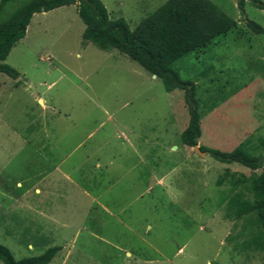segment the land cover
I'll return each mask as SVG.
<instances>
[{
    "label": "rangeland",
    "instance_id": "1",
    "mask_svg": "<svg viewBox=\"0 0 264 264\" xmlns=\"http://www.w3.org/2000/svg\"><path fill=\"white\" fill-rule=\"evenodd\" d=\"M102 1L134 30L167 0ZM212 1L237 28L174 64L197 86L196 146L244 143L264 160V31L247 25L264 28V10ZM85 27L78 3L35 13L4 61L19 76L0 73V243L18 260L60 247L48 264H261L227 208L232 175L261 169L184 144V91L85 42Z\"/></svg>",
    "mask_w": 264,
    "mask_h": 264
},
{
    "label": "trees",
    "instance_id": "2",
    "mask_svg": "<svg viewBox=\"0 0 264 264\" xmlns=\"http://www.w3.org/2000/svg\"><path fill=\"white\" fill-rule=\"evenodd\" d=\"M264 10V1L252 0ZM78 3V13L86 27L85 42H92L103 50L117 49L138 62L150 73L160 78L168 92L184 91L190 118L181 133L182 142L195 147L202 136V119L197 86L192 80H185L174 68V64L192 52H200L216 38L228 34L238 22L217 6L212 0H167L157 10L141 20L131 30L125 18H111L102 0H0V73L17 79L19 71L4 63L13 47L26 36L28 26L35 13L48 12L56 8ZM245 10L246 0H238ZM247 25L256 32L264 28L253 20ZM264 144V140H261ZM200 149L212 154L225 163H240L253 170L261 169L252 176L232 175V196L228 202L229 216L243 220L242 232H249L246 247H254L264 253V160L251 153L241 143L230 152L219 149ZM252 193L247 198L239 185ZM60 247L49 248L37 255L16 259L13 252L0 243V259L4 264H48ZM261 264H264V257Z\"/></svg>",
    "mask_w": 264,
    "mask_h": 264
},
{
    "label": "crops",
    "instance_id": "3",
    "mask_svg": "<svg viewBox=\"0 0 264 264\" xmlns=\"http://www.w3.org/2000/svg\"><path fill=\"white\" fill-rule=\"evenodd\" d=\"M40 100H43V102H44V106L46 107V104H45L44 99L40 98ZM67 175H68V174H65V177H66V178L68 177ZM69 177H70V176H69ZM34 187H35V186H34ZM30 190H31V188L28 189V192H29ZM36 190L39 191L38 194H41V188H40L39 186H37V185H36ZM39 201L41 202V201H42V198H40ZM36 208H38V210H37ZM32 209H33V210H37L38 212H40L39 207H33V206H32ZM50 216H51V215H50Z\"/></svg>",
    "mask_w": 264,
    "mask_h": 264
},
{
    "label": "water",
    "instance_id": "4",
    "mask_svg": "<svg viewBox=\"0 0 264 264\" xmlns=\"http://www.w3.org/2000/svg\"><path fill=\"white\" fill-rule=\"evenodd\" d=\"M155 76H156V75H155ZM40 101L42 102V100H40ZM194 148H195V150L197 151V153H199L200 155H204V156L207 155V152L202 151L198 146H195Z\"/></svg>",
    "mask_w": 264,
    "mask_h": 264
}]
</instances>
